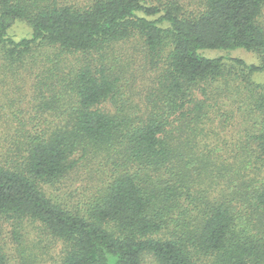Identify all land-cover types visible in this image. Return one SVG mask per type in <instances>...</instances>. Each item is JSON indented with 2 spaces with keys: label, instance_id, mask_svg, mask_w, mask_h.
<instances>
[{
  "label": "trees",
  "instance_id": "obj_1",
  "mask_svg": "<svg viewBox=\"0 0 264 264\" xmlns=\"http://www.w3.org/2000/svg\"><path fill=\"white\" fill-rule=\"evenodd\" d=\"M0 72V264H264V0H0Z\"/></svg>",
  "mask_w": 264,
  "mask_h": 264
},
{
  "label": "rangeland",
  "instance_id": "obj_2",
  "mask_svg": "<svg viewBox=\"0 0 264 264\" xmlns=\"http://www.w3.org/2000/svg\"><path fill=\"white\" fill-rule=\"evenodd\" d=\"M10 34L15 39H21L23 37H29L31 35V28L25 21L18 20L14 23V25L10 29ZM203 53L209 57H218V56L240 57V58L244 59L245 61H247L248 63H257L258 62V56L256 53L251 52V51H247V50L241 49V48H238L235 50H229V51H226V50H203ZM256 76H257V79L260 78V80L262 82H264V75L259 76L256 74ZM11 78L12 77L9 75L5 79L2 72H0V92L4 91V90L7 92V95L10 97L8 102L11 104L13 109H19L22 106H24L26 108V103L28 102V98H24V99L16 98L14 100H13V98L16 96V94H23V93H26L27 97H28L27 86L24 87L22 82H20V81L14 82L13 79H11ZM17 89H19V90H17ZM59 249H60V247L59 248L58 247L53 248L52 253L54 256H56L59 253ZM48 262L42 263V264H50L51 263V261H50V263H48ZM145 264H156V263L154 262V260L152 259L151 256H147Z\"/></svg>",
  "mask_w": 264,
  "mask_h": 264
}]
</instances>
